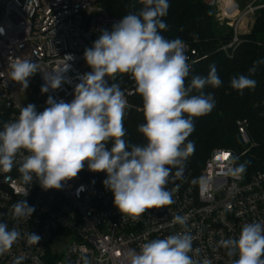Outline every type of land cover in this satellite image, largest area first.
<instances>
[{
  "label": "clouds",
  "instance_id": "1",
  "mask_svg": "<svg viewBox=\"0 0 264 264\" xmlns=\"http://www.w3.org/2000/svg\"><path fill=\"white\" fill-rule=\"evenodd\" d=\"M139 3L142 7L138 12L123 16L110 31L100 30L92 47L85 49L83 57L91 71L79 77L71 102L48 96L43 111L38 112L34 104L21 106L18 116L4 123L0 130V172L8 173L18 164L25 184L35 181L44 190H60L86 165L89 171L106 174L102 183L113 194L114 206L122 217L133 220L146 209L174 202L167 185L182 178L185 161L195 151L194 142L188 140L195 128L194 119L215 108L214 96L204 89L218 88L222 81L215 65L206 76L191 75L183 41L161 34L167 30L162 18L167 15L168 0ZM65 57L63 65L51 72L41 71L30 56L10 57L9 79L27 89L29 78L42 72L45 83L41 93L59 89L62 83L70 82L65 73L70 68L67 61L73 57ZM249 71L254 73L255 67ZM124 74L132 77L142 97L145 122L137 129L146 141L142 145L125 139L129 104L119 83H109ZM255 84L246 75L230 81L241 94ZM194 91L197 94H192ZM226 155L223 174L242 179L247 164L237 165L238 157ZM81 190L83 186L78 193ZM12 209L17 221L29 220L35 211L25 199L16 201ZM172 222L185 226L186 217L177 215ZM24 236L29 244H38L41 239L32 232ZM20 238L16 227L9 229L7 223L0 222V255ZM193 240L188 232L152 239L142 243L139 251L128 250L124 264H211L207 258H198L201 250L193 248ZM220 246L229 257H237L231 264H264V221L245 223L238 237L223 239ZM23 259L19 257L13 264H21ZM81 262L91 264L86 255L77 264Z\"/></svg>",
  "mask_w": 264,
  "mask_h": 264
},
{
  "label": "built area",
  "instance_id": "2",
  "mask_svg": "<svg viewBox=\"0 0 264 264\" xmlns=\"http://www.w3.org/2000/svg\"><path fill=\"white\" fill-rule=\"evenodd\" d=\"M105 1L0 0V130L5 122L18 116L21 106H27L18 92L21 85L9 79L10 57L30 56L41 71L51 72L60 68L65 56L70 54L73 59L67 61L70 68L65 73L70 82L42 94L45 81L43 73L37 72L34 76L38 78V88L32 89L33 76L29 78L28 88L45 107L48 96L71 102L79 77L90 72L84 68L85 49L92 47L100 30L110 31L121 20L109 13ZM207 2L216 10L218 23L233 30L232 37L221 43V50L226 53L234 51L239 44L240 26L246 16L264 9V0H251L244 6L240 0ZM183 43L192 67L207 58L206 53ZM128 79L130 85L122 91L130 106L129 98L137 92L129 74ZM237 126L247 145L243 152L215 149L202 164L190 154L182 178L170 180L167 185L174 202L146 209L136 220L122 217L103 180L94 186L77 176L75 182L68 181L60 190H44L35 181L25 184L18 164L8 173L0 172V222L21 232V238L12 248L0 255V264H13L19 257H24L21 264H77L82 255L91 264H124L128 250L139 251L144 242L178 232H188L194 237L193 248L201 250L199 259L207 258L211 264H231L237 257H229L220 241L238 237L245 223L264 221V162L261 168L249 171L246 167L242 179L223 174L225 154L238 157V165L256 145L249 137L247 120H239ZM81 186L83 190L78 193ZM22 199L34 206L35 211L29 220L17 221L13 218L12 205ZM177 215L186 217L185 226L172 222ZM27 232L41 237L38 244L27 242L24 236Z\"/></svg>",
  "mask_w": 264,
  "mask_h": 264
},
{
  "label": "trees",
  "instance_id": "3",
  "mask_svg": "<svg viewBox=\"0 0 264 264\" xmlns=\"http://www.w3.org/2000/svg\"><path fill=\"white\" fill-rule=\"evenodd\" d=\"M168 4L167 15L162 18L167 30L161 34L169 40L179 38L207 54V58L192 67L191 75L206 76L210 66L215 65L222 81L218 88L206 86L204 89L214 96L216 103L211 113L194 119L195 128L188 137L195 145L194 160L202 164L215 149L243 152L247 145L242 141L237 122L247 120L249 137L256 145L241 161L247 164L249 171L261 168L264 162V9L258 11L251 31L241 36L234 51L226 53L221 50V43L232 37L233 30L218 23L207 0H168ZM105 5L110 14L121 19L142 7L139 0H107ZM253 67L255 72L250 73ZM239 75L250 76L256 81L255 87L245 89L243 94L233 89L230 81ZM113 82L119 83L121 90L130 85L128 74L117 76L115 81L110 79L109 83ZM38 86V78L33 76L32 89ZM129 103L124 119L125 139L129 144H145L137 130L138 125L145 122L142 97L137 93L129 98ZM78 178L97 186L106 179V174L89 171L85 165Z\"/></svg>",
  "mask_w": 264,
  "mask_h": 264
},
{
  "label": "rangeland",
  "instance_id": "4",
  "mask_svg": "<svg viewBox=\"0 0 264 264\" xmlns=\"http://www.w3.org/2000/svg\"><path fill=\"white\" fill-rule=\"evenodd\" d=\"M251 0H243L242 5L244 6L246 3L250 2ZM84 68L88 71H91V68L87 65L85 62ZM18 92L21 95L23 101L26 105L28 104H34L36 106V110L38 112L43 111L45 108V104L40 102L39 100L35 99L34 96L31 93V90L29 88L23 89L21 86L18 88ZM75 179L70 180L69 182H75Z\"/></svg>",
  "mask_w": 264,
  "mask_h": 264
},
{
  "label": "crops",
  "instance_id": "5",
  "mask_svg": "<svg viewBox=\"0 0 264 264\" xmlns=\"http://www.w3.org/2000/svg\"><path fill=\"white\" fill-rule=\"evenodd\" d=\"M241 1V4H242V1L243 0H240ZM258 13V12H257ZM257 13L256 14H254V15H248V16H246V18L243 20V22H242V24H241V26H240V33L242 34V35H245V34H248L250 31H251V29H252V27H253V25H254V22H255V20H256V16H257Z\"/></svg>",
  "mask_w": 264,
  "mask_h": 264
},
{
  "label": "snow or ice",
  "instance_id": "6",
  "mask_svg": "<svg viewBox=\"0 0 264 264\" xmlns=\"http://www.w3.org/2000/svg\"><path fill=\"white\" fill-rule=\"evenodd\" d=\"M223 158H224V159H227V155L225 154Z\"/></svg>",
  "mask_w": 264,
  "mask_h": 264
},
{
  "label": "water",
  "instance_id": "7",
  "mask_svg": "<svg viewBox=\"0 0 264 264\" xmlns=\"http://www.w3.org/2000/svg\"><path fill=\"white\" fill-rule=\"evenodd\" d=\"M216 10L215 9H213V12H215Z\"/></svg>",
  "mask_w": 264,
  "mask_h": 264
}]
</instances>
